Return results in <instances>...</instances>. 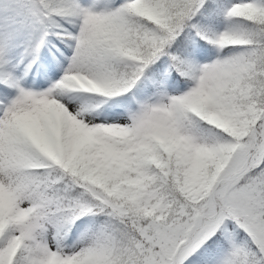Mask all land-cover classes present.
<instances>
[{
  "label": "snow or ice",
  "instance_id": "6c2138e0",
  "mask_svg": "<svg viewBox=\"0 0 264 264\" xmlns=\"http://www.w3.org/2000/svg\"><path fill=\"white\" fill-rule=\"evenodd\" d=\"M0 264H264V0H0Z\"/></svg>",
  "mask_w": 264,
  "mask_h": 264
}]
</instances>
